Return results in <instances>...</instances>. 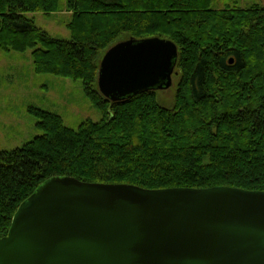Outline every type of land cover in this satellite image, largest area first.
I'll return each instance as SVG.
<instances>
[{"label":"trees","instance_id":"obj_1","mask_svg":"<svg viewBox=\"0 0 264 264\" xmlns=\"http://www.w3.org/2000/svg\"><path fill=\"white\" fill-rule=\"evenodd\" d=\"M211 3L0 0V52L30 50L37 74L80 80L102 114L74 129L55 112L29 107L42 134L0 149V236L22 201L55 176L158 190L264 191V7ZM64 10L70 40L53 37L29 15ZM123 36L177 45L172 106L151 90L120 101L100 93L101 58Z\"/></svg>","mask_w":264,"mask_h":264},{"label":"water","instance_id":"obj_2","mask_svg":"<svg viewBox=\"0 0 264 264\" xmlns=\"http://www.w3.org/2000/svg\"><path fill=\"white\" fill-rule=\"evenodd\" d=\"M177 56L167 38L119 40L101 58L99 91L120 101L168 89ZM0 264H264V191L51 177L0 236Z\"/></svg>","mask_w":264,"mask_h":264},{"label":"rangeland","instance_id":"obj_3","mask_svg":"<svg viewBox=\"0 0 264 264\" xmlns=\"http://www.w3.org/2000/svg\"><path fill=\"white\" fill-rule=\"evenodd\" d=\"M61 1L65 3L66 0ZM257 4L264 7V0H212L211 8L238 6L246 9ZM29 15L34 16L37 26L53 37L71 39L66 27L71 15L66 10L48 15L40 12ZM31 52H0L1 150L17 148L42 134L36 127V118L28 110L30 106L59 114L64 123L74 129L88 118L94 121L102 119L101 112L84 95L80 80L52 74H37L34 71ZM179 77L180 73H174L173 83L168 89L155 91L159 102L166 107L173 104Z\"/></svg>","mask_w":264,"mask_h":264}]
</instances>
